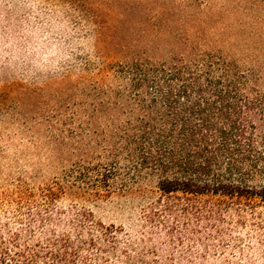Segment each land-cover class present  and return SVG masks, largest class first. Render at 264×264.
Wrapping results in <instances>:
<instances>
[{
    "label": "trees",
    "instance_id": "trees-1",
    "mask_svg": "<svg viewBox=\"0 0 264 264\" xmlns=\"http://www.w3.org/2000/svg\"><path fill=\"white\" fill-rule=\"evenodd\" d=\"M184 44L172 62L102 63L118 85L97 103L110 163L2 191L0 264L264 262V86L205 40ZM118 192L140 196L134 233L88 208Z\"/></svg>",
    "mask_w": 264,
    "mask_h": 264
},
{
    "label": "rangeland",
    "instance_id": "rangeland-1",
    "mask_svg": "<svg viewBox=\"0 0 264 264\" xmlns=\"http://www.w3.org/2000/svg\"><path fill=\"white\" fill-rule=\"evenodd\" d=\"M186 38L264 86V0H0V193L109 164L110 114L97 103L118 85L100 77L102 63L172 62L188 54ZM132 185L155 190L156 179ZM118 193L88 208L134 233L140 196Z\"/></svg>",
    "mask_w": 264,
    "mask_h": 264
}]
</instances>
